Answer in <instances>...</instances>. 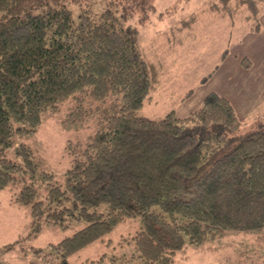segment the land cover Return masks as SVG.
Segmentation results:
<instances>
[{
	"label": "trees",
	"instance_id": "1",
	"mask_svg": "<svg viewBox=\"0 0 264 264\" xmlns=\"http://www.w3.org/2000/svg\"><path fill=\"white\" fill-rule=\"evenodd\" d=\"M66 1L0 0V191L19 185L13 201L29 208L33 232L42 222L83 225L45 250L30 247L40 264H68L128 219L138 220L131 264H173L188 244L264 232V124L231 137L240 121L214 92L182 118L140 116L153 80L137 30L109 7L94 12L92 0H70L74 20ZM62 108L63 130L93 132L71 144L55 182L29 146L19 145L20 164L6 150ZM16 246L26 251L20 242L3 249Z\"/></svg>",
	"mask_w": 264,
	"mask_h": 264
},
{
	"label": "rangeland",
	"instance_id": "2",
	"mask_svg": "<svg viewBox=\"0 0 264 264\" xmlns=\"http://www.w3.org/2000/svg\"><path fill=\"white\" fill-rule=\"evenodd\" d=\"M64 4L77 20L79 7L70 0ZM90 4L97 13L109 7L124 26L137 30L139 46L153 80L148 97L138 110L140 116L157 119L173 111L182 118L199 109L206 94L216 92L230 100L240 121L239 131L231 137H243L256 128L251 121L255 104H246L242 97L232 94L226 82L227 73L235 70L234 64L245 54L254 58L250 44L253 35L245 28L252 25L255 8L264 9V0H147L144 7L138 8L129 1L108 6L106 0H92ZM148 5L153 10L147 9ZM125 10H132L133 15ZM251 64L253 68L247 70H251L248 75L252 79L257 65L255 61ZM261 100L264 102V95ZM64 114V108L55 115L45 113L32 136L14 138L6 156L20 164L17 149L23 143L32 149L44 169L54 174V181L61 182L70 167L71 144L83 143L93 132L91 124L80 131L63 130L60 121ZM18 188L19 185L10 186L0 191V262L40 264L30 247L45 250L83 225L69 223L66 229H61L42 222L40 230L33 232L29 208L13 201ZM137 229V219L120 223L102 242H94L70 257L68 264L91 261L131 264L134 246L129 238ZM15 242H20L26 251L19 246L3 249ZM173 264H264V232L248 235L230 232L205 246L188 244L176 253Z\"/></svg>",
	"mask_w": 264,
	"mask_h": 264
},
{
	"label": "crops",
	"instance_id": "3",
	"mask_svg": "<svg viewBox=\"0 0 264 264\" xmlns=\"http://www.w3.org/2000/svg\"><path fill=\"white\" fill-rule=\"evenodd\" d=\"M252 25L245 29H247V33L253 35L250 44H252L254 58H250L245 54L237 64H234L235 70L227 73L228 81L226 82V85L231 89L230 91L232 94L235 93L237 97L240 96L246 100V104H249L250 102L255 104V111L253 112L254 116L251 120L255 125V122L258 120L264 124V102L261 100L264 95V86L261 87L262 81H264V9L261 6L255 8ZM250 59L253 60L250 61ZM253 61H255V65H257V70L254 72L251 79L248 75L251 70L248 71L247 69H251V66L253 68L254 64H251ZM234 75L236 77H234ZM236 78L237 80L234 81ZM229 82L230 84H228ZM231 93L229 92V94ZM222 97L226 98L225 96Z\"/></svg>",
	"mask_w": 264,
	"mask_h": 264
}]
</instances>
